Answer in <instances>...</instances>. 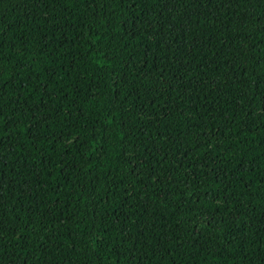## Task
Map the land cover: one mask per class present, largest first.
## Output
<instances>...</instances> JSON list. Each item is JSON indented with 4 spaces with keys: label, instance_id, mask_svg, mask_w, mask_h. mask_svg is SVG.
<instances>
[{
    "label": "trees",
    "instance_id": "16d2710c",
    "mask_svg": "<svg viewBox=\"0 0 264 264\" xmlns=\"http://www.w3.org/2000/svg\"><path fill=\"white\" fill-rule=\"evenodd\" d=\"M0 264H264V0H0Z\"/></svg>",
    "mask_w": 264,
    "mask_h": 264
}]
</instances>
